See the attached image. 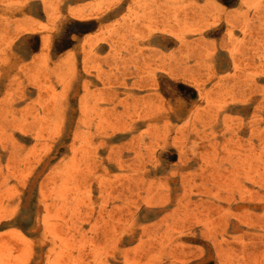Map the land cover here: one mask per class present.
Returning a JSON list of instances; mask_svg holds the SVG:
<instances>
[{
	"label": "rangeland",
	"instance_id": "obj_1",
	"mask_svg": "<svg viewBox=\"0 0 264 264\" xmlns=\"http://www.w3.org/2000/svg\"><path fill=\"white\" fill-rule=\"evenodd\" d=\"M0 264H264V0H0Z\"/></svg>",
	"mask_w": 264,
	"mask_h": 264
}]
</instances>
